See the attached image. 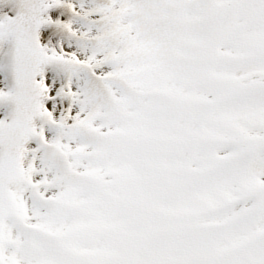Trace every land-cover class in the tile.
I'll use <instances>...</instances> for the list:
<instances>
[{
    "label": "snow or ice",
    "instance_id": "snow-or-ice-1",
    "mask_svg": "<svg viewBox=\"0 0 264 264\" xmlns=\"http://www.w3.org/2000/svg\"><path fill=\"white\" fill-rule=\"evenodd\" d=\"M0 264H264V0H0Z\"/></svg>",
    "mask_w": 264,
    "mask_h": 264
}]
</instances>
